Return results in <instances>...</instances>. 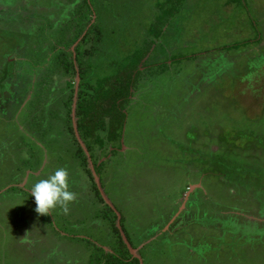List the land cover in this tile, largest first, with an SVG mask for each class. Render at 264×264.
<instances>
[{"label":"rangeland","instance_id":"obj_1","mask_svg":"<svg viewBox=\"0 0 264 264\" xmlns=\"http://www.w3.org/2000/svg\"><path fill=\"white\" fill-rule=\"evenodd\" d=\"M79 2L0 0V264H264V0H93L91 42ZM133 68L89 150L77 102ZM59 167L74 199L37 213Z\"/></svg>","mask_w":264,"mask_h":264},{"label":"trees","instance_id":"obj_2","mask_svg":"<svg viewBox=\"0 0 264 264\" xmlns=\"http://www.w3.org/2000/svg\"><path fill=\"white\" fill-rule=\"evenodd\" d=\"M92 2L93 0H80L79 3H76L74 6V19H71L70 22V30L73 29L75 32L77 31L76 33H78L75 38H77L82 32L86 31L83 40L85 42H91L93 38L97 37V35L99 37L100 35L99 33H97V35H92L90 33V31L98 32L97 19L93 18L94 10ZM80 25L81 27L78 28ZM87 53H90L89 50H87ZM60 61L62 60L59 59L57 61V67H60ZM68 62V65L66 64L65 67H69V72L73 75L75 73V64L71 60ZM136 64L138 65V63ZM123 70L124 69L119 71L115 77H103L97 79L94 84L88 83V95L86 94L84 98L76 104L78 131L82 132L83 140L89 150L92 145L102 149L105 148V146L111 145L114 141L120 143L119 138L122 134V127L126 117L121 105L129 98L130 95L129 90L131 81H126V79L129 78L131 73H133V70L134 72L136 71V68L130 69L128 74L125 75L124 72L121 73ZM132 76H134V74H132ZM43 93L44 91H38L40 100L43 98ZM67 109L70 111V106H67ZM67 122L69 132L74 134L71 120L69 119ZM75 142H78L77 138L75 139ZM79 148L82 150L81 147ZM126 246L127 245H125V247ZM120 254L122 255V253ZM115 257L117 260L114 258H106L105 260L102 258H95V260H93L97 263L102 261L103 264H125V260L118 256ZM133 264H139L137 258L134 259Z\"/></svg>","mask_w":264,"mask_h":264},{"label":"clouds","instance_id":"obj_3","mask_svg":"<svg viewBox=\"0 0 264 264\" xmlns=\"http://www.w3.org/2000/svg\"><path fill=\"white\" fill-rule=\"evenodd\" d=\"M34 198L37 213H49V210L59 206L67 212L68 202L74 199L75 194L67 189V170L63 167L54 169L45 178L35 181L30 189Z\"/></svg>","mask_w":264,"mask_h":264}]
</instances>
